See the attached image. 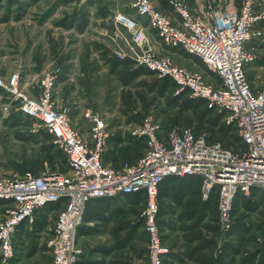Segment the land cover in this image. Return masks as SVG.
I'll list each match as a JSON object with an SVG mask.
<instances>
[{
    "label": "built area",
    "instance_id": "2783aa9c",
    "mask_svg": "<svg viewBox=\"0 0 264 264\" xmlns=\"http://www.w3.org/2000/svg\"><path fill=\"white\" fill-rule=\"evenodd\" d=\"M261 0H209L202 10L191 11L187 1L168 0L178 15L172 17L156 7L153 0H133L136 13L147 19V26L123 14L117 20L134 30L133 40L142 54L116 50L120 59L132 58L159 76H170L176 94L188 90L192 97L203 98L208 107L218 110L241 138L239 152L219 140H210L207 132L173 128L161 137L162 124L153 112L138 124L129 126L134 138L145 141V152L134 161L118 165L104 161L110 137L105 115L88 109L90 136L73 126L71 111L58 105L53 89L61 69L43 71L36 94L19 85L20 72L7 81L0 75V89L6 99L0 111L5 118L18 111L30 120L33 134H44L66 155L68 168L53 169L48 164L40 171L25 170L20 175L0 176V198L8 201L0 221V264H13L16 258L15 235L26 221L33 223L46 205L62 202L47 246L53 264H77L85 250L78 245L81 226L89 201L102 197H125L142 192L146 197L143 212L149 237L151 264H164L169 247L162 243L158 216L159 189L170 176L197 175L202 179V198L218 191V211L225 230L233 227V210L239 193L251 196L264 189V80L254 90L247 75V65L257 60V43L264 40V8ZM126 19L128 21H126ZM155 30L160 41L181 47L200 57L207 69L221 78L215 85L202 73L174 64L150 47L147 29ZM146 47V48H145ZM25 87V86H24ZM13 107H15L13 110ZM264 220V219H263ZM260 241L264 251V233Z\"/></svg>",
    "mask_w": 264,
    "mask_h": 264
},
{
    "label": "rangeland",
    "instance_id": "374dc122",
    "mask_svg": "<svg viewBox=\"0 0 264 264\" xmlns=\"http://www.w3.org/2000/svg\"><path fill=\"white\" fill-rule=\"evenodd\" d=\"M208 1L206 0L205 3L207 4ZM229 1L235 4L240 2V0ZM83 2L85 1L0 0V75L2 78L9 81L19 71L21 73L19 85L24 90L28 89L31 94H35L36 90L43 89L40 77L43 71L54 72L61 69L60 77L62 63L67 61L66 53H72L74 56L78 54L81 61L78 64L84 67L81 74L74 75L80 89V105L79 101L74 102L73 98L76 96L67 94L69 81L62 86L58 84L53 89L54 99L58 105H66L70 111L74 109L80 111L81 108L82 112L88 109L98 111L105 115L110 125L119 123L123 117L128 119L127 122L132 121L131 123L136 125L146 113L153 112L158 118L157 122L162 124L161 133L165 135L162 136L160 133L161 137H166L169 130L176 127L196 129L197 114L191 109H183V98L175 96V86H171L166 92H161L163 81L158 74L142 73L129 78L130 73L125 70L129 67H119L115 71L91 69L105 64L104 60L110 63L109 67L112 68V61L110 62L109 59L117 56V49L129 54L133 50L142 54L143 49L135 45L134 30H128L129 34L116 26L111 17L94 21L91 19L92 10L79 6ZM153 2L156 5L154 0ZM188 5L191 11L198 12L189 3ZM156 7L158 8L157 5ZM260 7L264 8V0L260 1ZM78 13V19L74 20L76 26L63 24L68 19L73 21ZM83 22L91 23L87 25ZM83 25L85 27L80 29ZM262 27L264 29V22ZM101 28L108 30L109 35L103 36L98 33L97 31ZM153 37L155 42L160 41L156 38L158 36L152 35V39ZM94 41L108 45L112 54L105 57L97 55L94 51L96 49ZM155 44L154 51L157 55L169 57L174 64L201 73L200 67L182 58L181 52L174 55L173 51L166 47L167 45L161 47ZM255 49L258 58L246 68L253 88L257 90L260 89L264 80V40L260 44L257 43ZM91 50L96 54L90 53ZM30 64L37 66L40 73L35 76L30 75L29 84L26 85L23 79L26 75L23 71L24 66ZM6 94L5 89H0V95L3 97L0 99V111L6 100L4 99ZM14 108L13 110H16ZM205 108L206 105L200 106L199 113L201 114ZM79 113L76 112L73 117L74 126L84 125ZM11 115L16 117L11 120L1 119L0 122V176L20 175L27 169L38 172L46 164L49 165L47 152L57 153L59 147L44 134L31 133L30 120L20 112L14 111L9 116ZM218 115H220L218 126H224V116L218 110H214L208 117L215 119ZM16 118L17 120H14ZM207 134L210 133L207 132ZM234 135H237V131L233 127L228 136L217 134L215 139L239 152L242 144L233 140ZM85 136L89 138L87 134ZM117 150L119 154L126 151L129 157L141 153H135L138 147L133 148L126 142L121 143ZM144 152L145 149L141 154ZM120 160L118 158L117 164L121 162ZM42 162L43 168L40 167ZM166 201L169 200L166 199ZM162 205L168 209L173 208L167 214L158 216L162 243L170 250V253L165 256L166 264H264V251L260 241L264 233V205L256 212L246 211L238 205L237 209L233 210L231 230H225L222 226L218 210L216 213L210 209L194 219H187L180 214L182 212H178L179 209L171 201ZM145 206V196H142L138 202L124 203L122 211L113 219L96 224L95 227L98 226L100 229L95 228L94 234L79 237L78 245L85 250L83 259L86 261L97 259L91 257L99 256L100 252L97 250L102 248L109 250L108 254L104 255L103 260L106 262L103 264H151L149 237L143 215ZM4 212L5 205H1L0 221L3 219ZM51 217L53 228L57 214L54 213ZM46 237H48L46 234L33 235V237L28 235L20 241L15 235L16 252L19 250L18 254L23 256L19 263L53 264L52 251L45 247L46 242L48 243L47 240L45 241ZM18 245L21 247L18 248Z\"/></svg>",
    "mask_w": 264,
    "mask_h": 264
},
{
    "label": "crops",
    "instance_id": "0c3cea01",
    "mask_svg": "<svg viewBox=\"0 0 264 264\" xmlns=\"http://www.w3.org/2000/svg\"><path fill=\"white\" fill-rule=\"evenodd\" d=\"M83 1H85V2L80 3L79 6H83L84 8L91 9L92 10L91 19H93L94 21L95 20L100 21V20H103L105 18L111 17L114 20L116 26L121 27L123 30H125L126 32L129 33V31H128L129 29L126 27V25L123 22L118 21L116 19V15L121 13L127 17H130L132 19H136V20L140 21L141 24L147 26V19L143 16L138 15L136 13L135 9L132 7L133 0H83ZM154 1L160 10H162L166 14L170 15L173 20H175V21L178 20V15L169 6L168 0H154ZM205 1L206 0H187V2L190 4V6L196 10L204 9L206 6ZM78 16H79V13L77 14V16L74 19L75 20L78 19ZM67 21H68V23H70L71 19H68ZM67 21H66V23H67ZM89 23H91V22H89ZM84 24H87V22H85ZM97 32L103 36L109 35L108 30H105V28H101V30H99ZM82 33H84V31ZM146 34L151 38L150 47L153 50L156 49L155 43L161 45V47L166 46V44L160 43L159 40H157L158 42L157 41L155 42L154 37L152 39V35L158 36L155 30H149V28H148ZM156 38H159V37H156ZM99 44H103V43H101L100 41H94V45L96 48L94 51H96L97 55H99V56L102 55V57L109 56L111 53L106 54L105 52H103V50L99 47ZM103 45H105V44H103ZM105 46L108 47V45H105ZM166 47L170 48V50L173 51L172 54L175 55V53L181 52L180 54L183 55L182 58L190 60V62H192L196 66L198 65V67H200V69H201V73L203 74L204 78L205 79L208 78V79H206V81H208L212 84H215V85L221 84V78L218 75L210 72L207 69L206 65L203 63V61L200 59V57H198L197 55H195L193 53L186 51L185 49H183L181 47H173V46H169V45H167ZM94 51L91 50L90 53L96 54ZM110 52H112V51L110 50ZM65 57H66L67 61L62 63V66H63L62 67V74L57 81V86H58V84L60 86H62L65 82L67 83L69 81V83H68L69 87H68V90L66 89V91H68L67 94H69V95L72 94V95L76 96L73 98L74 102H76V100L77 101L80 100V96H79L80 89L77 86V82L75 81L74 75L75 74H81L83 71L82 69L84 67H81L78 64V63H81V61L78 58V54L74 56L72 53L71 54L66 53ZM73 57H75V58H73ZM68 58H71V59L73 58V59L68 60ZM104 63L105 64H103V62H102L103 65H99V67L96 69H93L94 67H92L91 69L94 71H99V70L103 71V70H108V69H109V71H111V70L115 71L116 70V68H114V67L110 68L109 67L110 63L106 62L105 60H104ZM23 72H24V75H26V77H24L23 79L25 81V84L28 85L29 81H30L29 76L30 75L35 76V75L39 74L40 69H38L37 66L30 64V65L24 66ZM85 73L86 72H84V74ZM88 73H89V71H88ZM36 93H37V90H36L35 94ZM2 98L3 97L0 95V99H2ZM69 99H71V98H69ZM60 103H62V102H60ZM78 103L80 105V101ZM86 111L82 112V108L80 109V111H77L76 109H74V111H71L70 112L71 113V122L73 124V122H74L73 117L75 116V113L80 112L79 114L81 115V118L83 119L84 125H82V126H74L73 125V126L77 127V129H79L82 133L90 136V123H89V119L85 116ZM15 117H16V115H11V117L8 116L5 118H2L0 116V122H1V119H7L8 118L9 120H11L12 118H15ZM14 120H17V118ZM127 121H128V119H125L123 117V120L119 121V123H115L114 125L109 124L110 137H109V141L107 144L106 151L109 150L110 152L118 153V150H117L118 147L120 146L121 143H124V142L129 143V145H131L133 148L137 147L136 142H134V138L132 139L130 133H127V132H129V126L133 125V123H131L132 121L131 122H127ZM87 124H88V126H87ZM161 134H162V136L165 135L164 133H161ZM141 145H142V147H140V145H139L138 151H136L135 153H139V152L144 151V149H145L144 143L143 144L141 143ZM135 155H137V154H135ZM135 155L131 157V160H135L139 157V156L135 157ZM108 163L113 164L112 161H110ZM255 190H257V189H255ZM175 192H176L175 188L172 187V185H170V194L164 196L163 200H160V201L161 202L164 201V203L171 201V203L175 207H177V209H179L178 212H182L180 214H182V216L184 218H186V215L184 214V210H185L184 207L178 203L177 204L175 203V200L173 198V194ZM139 194H142V196L145 195L142 192H139ZM131 195H138V194L137 193L129 194L125 197H123V196L122 197H107V198L102 197V198L92 199L91 201L88 202L87 209L89 208V206L92 207V209H93L92 214H95V215L90 221L86 220L88 217L87 210H86L85 220H83L82 226H84L86 228L91 227L93 229L91 234H94L96 232L95 228L100 229V228H98V226L95 227L97 223H103V222L106 223V221H110V218L113 219L117 213L122 211L124 203L132 202L131 198L129 197ZM244 196L245 195L239 193L237 198H236V201H237L236 203L239 205V207H242L244 210H246L245 207L241 204V198ZM249 197H251L255 201L261 200V196L259 194H255V195L252 194ZM166 199L169 201H166ZM100 204H102L103 207H101ZM238 205H237V207H238ZM263 205H264V200L261 202L260 207H262ZM63 206H64V204L62 202L52 203V204L47 205L46 207H44L43 210L41 209L42 211H40V213L37 217V221H35L34 223H28L25 221L20 226L19 230L17 231L16 236H18L19 240L22 241L28 235L33 237V235L40 236V235L46 234V235H48V237H46L45 241L46 240L48 241V239L50 238L51 233H52V223H51L52 217L51 216H53L54 213H56L58 215V211ZM171 209H173V208L171 207ZM171 209H168L166 206H162L161 215L167 214L168 212H170ZM91 234H86V236L91 235ZM82 236H80V238ZM20 237H22V238H20ZM34 244H36V243H34ZM20 247H21V245H18V248H20ZM45 247L46 248L48 247L47 242L45 244ZM18 251L19 250H17V252H16L17 253L16 254L17 255L16 260H18L17 263L20 264L19 263L20 259H23V256L19 255ZM98 251L100 252V254L98 253L99 256L91 257V258H97V259H94V260L91 259V261H86L83 259V257L85 256V252H84V254L82 255V258L77 262V264H89V263H97V262L103 264L104 262H106L103 260V258H105L104 255L108 254L109 250L100 248L97 250V252ZM95 254H96V252H95Z\"/></svg>",
    "mask_w": 264,
    "mask_h": 264
},
{
    "label": "trees",
    "instance_id": "16d2710c",
    "mask_svg": "<svg viewBox=\"0 0 264 264\" xmlns=\"http://www.w3.org/2000/svg\"><path fill=\"white\" fill-rule=\"evenodd\" d=\"M75 19L71 21L70 23L64 22L63 24L66 26H71V24L75 25ZM85 22H83L84 24ZM76 26V25H75ZM85 26L83 25L80 27V29H83ZM99 47L105 52L106 54L111 53L110 48L106 47L103 44H99ZM110 62L112 61V65L114 68H119V67H126L129 69H125L127 73H130L129 78H134L136 76L141 75L142 73L145 74H150V75H156L157 72L154 70H150L144 66H136L135 61L132 58H126V59H120L118 56H115L114 59H109ZM161 80L163 81V89L161 92H166L168 91L171 86H175L177 88L176 83L173 81V79L168 76H159ZM175 96L177 98H183L182 102V107L184 110L191 109L193 110L197 116H196V121L197 122V128L194 129V131L197 134H202L203 132H208V137L210 140H217L215 139L217 134H222L223 136H228L230 131L232 130L233 126L228 125L224 123V126H218L219 125V120H220V115H218L215 119H212L208 116H210L215 109L208 107L207 102L203 98H197V97H192L189 93L188 90H184L179 92L178 94L175 93ZM206 105V108L203 110V112L200 114L198 109L200 106ZM222 114V113H220ZM235 139V142H241V138L237 135L233 136ZM47 138L50 140V137L47 135ZM133 139L134 137L131 136ZM52 142V141H51ZM134 142H136L137 147H142L141 143L146 146L145 141L142 138H134ZM230 144V143H229ZM142 153V152H141ZM137 154V155H142V154ZM48 160L47 162L53 169L59 168L60 170H66L68 168L67 165V160H66V155L62 151V149L58 148L57 153H50L47 152ZM118 158L123 160H131V156L127 155L126 151H123V153H115V152H110L107 150L104 152V161L105 162H110L112 161L114 165H118L117 160ZM134 161V160H131ZM44 162V161H43ZM43 162L40 164V167L42 166L43 168ZM39 171V170H38ZM201 183L202 179L200 176L197 175H186V176H170L168 177L165 181L161 183L160 189H159V202H160V210L162 209V204L163 203L160 200H163L164 196L170 194V185L175 188L176 192L173 194V198L175 200V203L180 204L184 207V214L186 215L187 219H194L197 217L199 214L207 212L210 209H212L214 212H218V202H219V194L218 191L213 192L210 194V196L206 199L203 200L202 198V191H201ZM138 195H131L129 196L132 200V202H138L140 198H142V194L137 193ZM259 194L261 196L260 201H255L251 197L244 196L241 198V204L245 207V209L249 212H256L258 208L260 207L261 202L264 200V189H257L253 191V195ZM145 196V195H143ZM138 198V199H137ZM237 201H235V206H234V211L237 209ZM8 203L7 200L0 198V206ZM47 206V205H46ZM45 206V207H46ZM101 207L102 204H100ZM88 204L85 209V214L87 210L88 217L86 220L90 221L95 214H92V207L89 206L87 209ZM44 208H42L43 210ZM40 210V211H42ZM40 211L37 213V217L40 213ZM215 213V214H216ZM85 214L83 220H85ZM161 214V211L160 213ZM37 221V220H36ZM92 228L91 227H84V226H79L77 236L78 238L82 235L86 234H91L92 233ZM17 257V256H16ZM1 258V256H0ZM17 258L14 259L13 264H18L16 260ZM166 260V259H165ZM164 260V264L165 263ZM89 264H101L99 262L97 263H89ZM168 264V263H167Z\"/></svg>",
    "mask_w": 264,
    "mask_h": 264
},
{
    "label": "water",
    "instance_id": "95a60500",
    "mask_svg": "<svg viewBox=\"0 0 264 264\" xmlns=\"http://www.w3.org/2000/svg\"><path fill=\"white\" fill-rule=\"evenodd\" d=\"M126 21H128V20L126 19Z\"/></svg>",
    "mask_w": 264,
    "mask_h": 264
}]
</instances>
